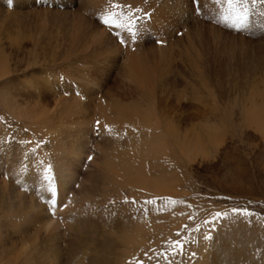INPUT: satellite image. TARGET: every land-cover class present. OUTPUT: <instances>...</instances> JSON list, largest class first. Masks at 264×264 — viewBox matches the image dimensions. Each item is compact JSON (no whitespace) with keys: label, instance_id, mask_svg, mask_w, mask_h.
<instances>
[{"label":"bare ground","instance_id":"6f19581e","mask_svg":"<svg viewBox=\"0 0 264 264\" xmlns=\"http://www.w3.org/2000/svg\"><path fill=\"white\" fill-rule=\"evenodd\" d=\"M13 1V4L17 6L29 5V2H31V0ZM8 2L9 1L6 3ZM97 2L99 3V1ZM80 3V6L83 7L84 4L82 2ZM57 4L62 7L65 6L61 3ZM69 7L71 8L70 5ZM9 10L11 11V7ZM36 10L40 9L36 8ZM43 10H45L44 16L60 19V14L67 15L69 13L75 15L80 9L50 11L49 8L44 9L43 7ZM82 10L86 11L87 6H84ZM0 12V17L6 15L7 22L14 24L12 23V19H15L12 18L14 15L13 13L4 12L2 10ZM16 12L19 11L14 12L16 16H22ZM95 12L97 11H94V13ZM4 13L5 15H3ZM27 13L30 14V12ZM89 13L91 14V12ZM29 14L24 16L34 17L36 12L31 15ZM83 15L84 14H82V16L78 15V18L85 19ZM85 20L89 22V20ZM14 22L16 23L15 20ZM54 24L56 23L54 22ZM91 24L92 22L89 24L90 27ZM93 28H96V31L94 29L90 34V40L86 39L83 44H80L81 41L78 39L79 35L77 33L73 34L72 37H68L67 33L58 32L57 35L52 38H45L39 35L37 38H33V40L30 39L32 42V49L21 46L19 37L10 38L8 48L14 50L13 54L16 53L21 55L20 57H15L13 55V58L10 59L9 56L5 55V50L0 48V85L7 83L8 86L6 90L0 87V99L4 101L5 106L7 105L9 110H12V114L18 118L20 123L27 124L30 126V129L37 131L39 136L35 137L34 140L39 145L36 144V147L34 146L33 148H36L40 153L45 152V154L48 155V160L46 158L47 156L44 157L47 160L45 163L48 164L49 162L52 166V168H50L51 166L48 165V167L44 168V171L42 170L43 174L40 173L42 180H37L36 177L38 176L33 177L28 173L22 172V174L14 177L20 179L24 177L22 180L25 181V183L29 181V184H34L36 192L42 195L43 199L41 200H43V202L48 201L51 204L56 200L57 196V200H60L59 202H64L66 199L68 200L66 201L67 204H76L77 206L79 203L81 204V202L75 198L76 195L74 194L73 196L71 186L76 179V168L84 166L83 162L91 155V151L87 149L86 146L87 139L92 140L91 143L93 146L95 145L96 148L98 143L101 142L99 149H101V159L103 158L104 163L102 165L99 164L100 167L96 170L99 176L94 173H87L89 174L86 175L88 178L84 177L85 179L87 178L89 182L91 179L94 184L89 185L87 188L85 187V189L82 187V184L80 185V189L77 191V197L81 199L83 204L86 203V201L93 204L92 197H96V195L103 196L104 194H112L116 198H120L124 195L134 197L139 194L143 196H176L180 194L181 185L178 183L179 178L177 179L175 177L177 181H173L169 178L170 172H173L170 168L172 166L177 168L181 163H190V161L193 162L198 157H205V155L208 154V149L210 150V148L217 144L215 140L216 133L214 134L215 131H210L212 125L209 124L217 120L218 115L214 113V105L217 104L218 106L221 100H225V98L228 99L229 96L224 93H226V88L229 87L230 90L228 89L227 93L234 92L235 94L236 91L240 93V98H242V100L241 106L239 105V108H241L239 115H242L245 121L244 123L251 127L256 126L258 129H264V92L262 93L261 91V89L264 88L262 84L264 83L262 80L264 77L261 78V80L255 78V74L259 72L257 69H253L252 71L244 69L245 72L242 73V77L240 78V75L238 77H232L233 79H231V81L233 83L235 82V84L231 86L227 85L228 87L219 82L220 78H212L207 72L197 71H191L188 75L182 74L179 80L173 76V78L169 80L164 79L161 81L160 79L153 81L147 78L143 70L139 68V64L136 61L137 58L128 57L124 58L123 61L118 60L115 54L119 53V51L115 48L116 46L110 39L111 37L109 38L105 34L107 31L104 32L97 25L93 26ZM78 29H80L79 26ZM82 29L79 31L80 34L82 33ZM184 42H186V45ZM177 43H181V47L185 46L184 49H189V46L194 43V37L190 35L188 29H186L184 38L177 40ZM105 50H108L110 55H115L111 58L109 64L118 63L121 65V68L126 70L125 76L127 80L133 83L135 88V90L131 92L133 95H123V99H119L120 94L116 97H110L111 95H109V93L101 92V95H99L101 89L100 82H96V80H92L91 77H87V79H84L85 81L87 80L86 83L95 88L85 87V92L83 94H78V99L73 97V100L70 97L60 96L59 88H64L63 86L61 87V83H58L54 75H49V72L41 71L45 67L51 68L60 64L65 66L68 64V68L72 71L73 66L78 62L86 66L96 75L103 71L101 69L105 68L106 62L100 60L103 55L106 56L107 51ZM166 53H168V51ZM126 54L129 55L131 53L128 52ZM102 60L106 59L103 57ZM186 65L188 64L186 63ZM68 70L66 73L70 77L72 74H70ZM144 71L146 72L147 70ZM182 71H184V69ZM186 71L188 72L187 69ZM22 73L26 74L27 77L22 79L20 77L18 79V74ZM161 73L162 72H160L159 75ZM164 74L163 76H165ZM174 74L176 75L177 73ZM13 76L16 77L17 81L20 83L13 84L14 82L12 83L9 79ZM157 77L159 76L157 75ZM216 81L218 83H216ZM183 82L185 86L182 84ZM51 95L54 97L52 101L53 104L48 101ZM208 98L211 101H208ZM190 99V102L197 103V111L199 113H197L196 116L185 117L183 109L185 105L183 102ZM50 103L54 107L52 110L49 108V106H51ZM200 105L207 107L208 110L203 109L200 111ZM210 107L213 108L210 109ZM178 112H180V115L177 114ZM194 119L196 121L202 119V124L201 120L198 121V123H193ZM97 124L98 127L101 128V131L97 133V139L93 141V136L91 134H93L94 128L90 131V127H94ZM60 127H64V130H68L71 134H73V131L75 132L72 142L67 143L63 139H58L56 137L57 133L60 131ZM120 127L128 131L127 137L123 141L120 136L114 141L116 145H126L124 147L125 149L122 148L123 151H120L119 148L112 149V147L105 144V141L108 142L109 140L106 139V134L121 133ZM105 129H108V131L106 132ZM71 134H66V136L71 138V136H73ZM4 136L5 139L8 140L6 143L9 144L10 138L7 137V134ZM102 144H104V147H102ZM7 150L8 147L0 146V159L5 160L2 162L0 161V174L5 175L18 171L12 170L21 166L14 161L13 164L15 163L16 165L14 168L12 164H8L10 160L6 161L7 158H4V154H8ZM90 162L93 163V161ZM40 164L42 167L43 163H41V160ZM31 166V161L24 164V167L28 168L27 172L30 173H32L30 169ZM49 168L50 171L52 170V172L49 171L50 174L47 171ZM51 173H53V175ZM50 175L53 177H50ZM176 175L179 177L178 174ZM41 177L39 176L40 179ZM22 180H20V183L24 186ZM18 184L19 183H17L16 186L19 188L21 185ZM52 189H54V192ZM20 191L17 192L15 187L12 188L6 179H0V264H138V250L143 246H147L144 237H151V234L153 235L157 232V230H152L151 232L150 229L147 230L145 227L146 232H144L143 225L140 226V223H137V226H133L131 225L133 222L129 224L130 220L127 219V217L123 220L122 215H119L117 211L107 210L106 212L103 211L106 209L98 208V206L93 212L87 209L82 210L83 207H80L84 205H81L79 207L80 209H76L70 213L68 211V215L65 214L62 223L63 226H61L60 223L54 224L53 219L46 214V211L44 212V210H42V203H35L32 198L29 199L28 195L24 194V192L23 194L28 197L27 200V197L25 198ZM29 194L31 195V193ZM35 201L37 202V200ZM105 201L103 200V202ZM112 207L116 210L114 204ZM145 226L147 227L146 224ZM161 240H163V238ZM158 241H160V239H158ZM219 241H221V239ZM233 241L236 245L235 248H231V243H223L221 246L219 245V248L214 250L211 256L199 258L198 264H264L261 260L248 263V260L244 257L247 254L244 255V253L241 252L242 248L239 245L240 241L237 239L235 240L234 236ZM242 243L244 244L245 242ZM228 252L230 255L227 254ZM222 254L225 255L223 256ZM143 264H152V262L151 260H145Z\"/></svg>","mask_w":264,"mask_h":264},{"label":"rangeland","instance_id":"374dc122","mask_svg":"<svg viewBox=\"0 0 264 264\" xmlns=\"http://www.w3.org/2000/svg\"><path fill=\"white\" fill-rule=\"evenodd\" d=\"M7 1L9 0H0V11H7L9 13H13L14 15L15 11H19L16 13L22 15H13V17L11 16L12 18H15L14 20L16 23L12 19V23L14 24L7 22L5 13L3 14L5 16L0 17V48L5 50V55L9 56L10 59L13 58V55L15 57L21 56L16 53L13 54L14 50L8 48L9 40L12 37H19L21 40V46H24L27 49H32V42L30 39L33 40V38H37L39 35L45 38H52L53 36H56L58 32L67 33L68 37H72L73 34L77 33L79 35L78 39L81 41V43H79L83 44L85 43L86 39L90 40L89 38L91 32L94 31V29L96 31V28H93V26L97 25L104 32L107 31L105 34L107 37H111L110 39L114 42L116 46L115 48L119 51V53L115 54L118 57L117 59L123 61L124 58L128 57H133L134 59L137 58L136 61L139 64V68L143 70V73L147 78H150L153 81L160 79L161 81L164 79L169 80L172 79L173 76L179 80L182 74L188 75V73L191 71H197L207 72L212 78H220V83H223L226 86H231L235 84V82L233 83L231 79H233L234 76L238 77L239 75L241 78L242 73H244L246 69H249L250 71L257 69L259 71H257L258 73L255 74V78L257 79L261 80V78L264 77V3L258 2L255 7L250 6V14L247 21V26L240 30H237L236 28L233 30L230 27H227L228 25L225 23H218L220 13L223 11V9L221 8L219 10L215 0H161V2L160 0H31L29 5L25 6H17L16 4H13V0H11V4L13 5H11L9 2L6 3ZM97 1H99V3ZM193 1H196L203 8L202 17H197L195 15L194 9L192 8ZM213 1L215 3H213ZM80 2H82L84 6H87L86 11L82 10L84 6L81 7ZM57 3L64 4L65 6H59ZM108 6L114 8L111 9ZM10 7L11 11L9 10ZM43 7L44 9L49 8L50 11H69L70 9L76 10L77 8L80 10H77L78 13L75 15L69 13L67 15L60 14V19H57L44 16L45 10H43ZM36 8L40 10H36ZM140 10H142L143 13H148L150 22L147 23L146 20H143V18L139 16ZM94 11L97 12L94 13ZM27 12H30V14ZM34 12H36L34 17L24 16L28 14L31 15ZM89 12H91V14ZM108 12H113L115 14L117 13L116 16L119 18V21L126 23L128 27L132 28V31L134 29V24L139 25V30H146V28L154 29L153 31L158 30V33H160L158 40H161L162 42L155 43L156 41L154 38H150L149 35L145 34L143 37L144 40L142 39L143 41H140L141 43L131 47H121L117 43V38L112 35L108 29L103 28L100 23L102 16ZM82 14H84L83 16L85 19H87V21L89 20V22H86V20L83 18H78V15L82 16ZM53 21L56 24H54ZM90 22H92L91 27L89 26ZM78 26L80 29L83 28L81 34L79 32L80 29H78ZM186 29H188L190 35L194 37V43L193 45L189 46V49H184L185 46L181 47V43H177V40L184 38ZM117 30L123 32L126 29ZM184 44L186 45V42H184ZM158 50L162 51L159 52ZM105 51H107L106 56L103 55L100 59L101 61L106 62L104 66L105 68L101 69L103 71H101L99 74L97 71L96 75L95 73H92L86 66L81 65L78 62H76V65L73 66L72 71L68 68V64L66 66L60 64L51 68L45 67L41 71L49 72V75H54L58 83H61V87L63 86L64 88H59L60 96L70 97L73 100V97L78 99V94H83L85 92V87H91L86 83L87 80H84L87 79V77H91L92 80L100 82L101 89L99 95H101V92L107 94L109 93V95H111L110 97H116L118 94H120L119 99H123V95L127 96L132 94L131 92L135 90L134 85L129 80H127L125 76L126 70L121 68L120 64H109L111 58L115 55L112 56V54H109L108 50ZM167 51L168 53H166ZM128 52L131 54H126ZM103 57L106 60H102ZM186 63L188 65H186ZM183 69L184 71H182ZM67 70L70 74H72L70 75L71 78L69 75H67ZM144 70L147 71L145 72ZM160 72L162 73L159 75ZM174 73L177 74L175 75ZM163 74L165 76H163ZM157 75L159 77H157ZM14 76L9 78L11 82H14L13 84L20 83ZM18 76V79L20 77L21 79L27 77L24 73L18 74ZM262 80L264 82V79ZM216 83L218 82L216 81ZM182 84L185 86L184 82ZM262 84L264 86V83ZM0 87H3L2 89L6 90L8 86L7 83H3L0 85ZM93 87L94 86L91 88L93 89ZM228 89L230 90V87L226 88V93ZM261 91L263 93L264 88L261 89ZM236 92L235 94L234 92H228L227 94L224 93L225 95L231 97L221 100L218 106L217 104L214 105L215 109L213 110L214 113L218 115V118L216 121H214L215 124L210 122L209 125H212V128L210 127V131H215L214 134H217H215L217 146L215 145L214 147L210 148V150L208 149V154L205 155V157H198L193 162H184L178 165L177 168L173 166L170 168L173 172H170L169 178L173 181H177L179 178L178 183L181 185V193L177 194L176 196H143L139 194L137 196L135 195L134 197L124 195L120 198H116L112 194H104L103 196L96 195V197H92L93 201L89 199L95 204H90L88 201H86L88 204H83L81 199H78L77 197V191L80 189V185L82 184L84 189L91 184L93 185V181L90 179L89 182L87 179L88 176L86 175L94 173L99 176L98 173H96V170L104 163L103 158L101 159V149H99L101 142L98 143L96 148L95 145L93 146L91 143L92 140L87 139L86 146L87 149L91 151V155H89L83 162L84 166L76 168V179L71 186L73 196L75 194V198L80 201L81 204L79 203L78 206L76 204H67L66 201L68 200L66 199L64 202H59L60 200H57L56 196V200L54 201L58 202L60 206H58L59 208L55 213L50 211L52 203L50 204L48 201L43 202V200H41L43 199L42 195L39 192H36L34 184H29V181L25 183V181L22 180L24 178L23 176V178L21 177L22 179L15 178L16 175L28 173L33 177L38 176L36 177L37 180H42L41 174H43L44 168L48 167L50 163H45L48 160V155L45 154V152L40 153L36 150V148H33L34 146L36 147L37 144L34 138L39 136V134L37 131L30 129L29 125L20 123L18 118L12 114V110H9L7 105L5 106L4 101H1V99L0 146L8 147V154H4V158H7L6 161L10 160L8 164H12L13 168L16 166L15 163L20 164L21 166L13 169L12 171H18L13 173L11 172L12 174H0V179H6L12 188H16L17 192L20 190L22 191H20L21 194L25 192L24 194H27L29 199L32 198L35 203H42V210H44V212L46 211V214L53 219L54 224L60 223L61 226H63V217L65 214L68 215V211L70 213L82 207V210L87 209L93 211L98 206V208L106 209L103 210L106 212L107 210H113L114 212L117 211L119 215H122L123 220L125 217H127V219L130 220L129 224L133 222L131 224L133 226H137V223H140V226L143 225L144 232H146V229H150L151 232L152 230H157L155 234H151V237H144L147 246H143L138 250V264H143L145 260H151L152 264H198L199 258L201 259L204 256H211V254L214 253V250L219 248L223 243H231V248H235L236 245L233 241V236L235 237V240L237 239L240 241L239 245L242 248L241 252L244 253V255L247 254L244 257H246L248 263H251V261L260 260L264 262V129H258L256 126L251 127L250 125H246L244 123L245 121L242 115H239L241 111V108L239 107L241 106L240 104L242 98H240V93ZM51 96H49L48 101L53 104L52 101L54 97ZM190 101L191 99L187 101L185 100V102H183L185 105V107H183L185 117L194 115L196 116L197 113H199L197 111V103ZM208 101L211 100L208 98ZM51 103L49 108L52 110L54 107ZM203 107V105H200V111L203 109L208 110L207 107ZM212 108L213 107H210V109ZM179 113L180 112L177 114L180 115ZM200 120L202 124V119H199L198 121ZM198 121L194 119L193 123H198ZM93 128L94 131L91 135L93 136V141H95V139H97L96 135L101 131V128H99L97 124L94 127H90V131ZM120 129L121 133L119 134H106V139H109L110 141H105V144L109 147H112V149L119 148L120 151H123L126 145H116L114 140L121 136L120 138H122L124 141L127 137L128 131L123 127H120ZM59 130L60 131L56 136L58 139H63L67 143L73 141L72 139H74L75 136L74 131L73 134H71L68 130H64V127H60ZM105 131L107 132L108 129H105ZM6 134L7 137L10 138L9 144L6 143L8 141L4 136ZM66 134H71L73 136L69 138L66 136ZM102 147H104V144H102ZM44 157H46L47 160ZM40 160L41 163H43L42 167ZM0 161L2 162L5 160L0 159ZM13 161L15 162L14 164ZM28 161H31L32 166L30 169L32 173L27 172L28 168L24 167V164ZM90 161H93V163ZM50 168H52V166ZM50 172H52V170ZM51 174L53 175V173ZM176 174H178L179 177ZM52 175H50V177H53ZM84 177L87 178L85 179ZM20 180H22L24 186L21 185ZM17 183H19L18 185H21L19 188L16 186ZM30 189L34 191H31ZM29 193H31V195ZM24 194L23 196L26 198L27 195ZM28 197L26 198L27 200ZM35 200H37V202ZM103 200L107 201L103 202ZM146 201H153V203H146ZM113 204L115 205L116 210L113 209ZM81 205H84L85 207ZM233 209H247L252 213V215L245 216L234 214ZM217 213H226V215L217 216ZM144 223L147 225V227ZM161 229L164 233L161 231ZM162 238L163 240H161ZM158 239H160V241H158ZM220 239L221 241H219ZM176 242H179V245H182V248H178ZM242 242L245 243L243 244ZM227 254L230 255L229 252ZM222 255L224 256L225 254Z\"/></svg>","mask_w":264,"mask_h":264},{"label":"snow or ice","instance_id":"6c2138e0","mask_svg":"<svg viewBox=\"0 0 264 264\" xmlns=\"http://www.w3.org/2000/svg\"><path fill=\"white\" fill-rule=\"evenodd\" d=\"M217 4L226 5L223 8V11L220 13L218 23L222 22L227 24L228 26H233L237 30L245 28L247 26V21L249 19L250 9L248 7L249 3L252 4L253 7L259 2L264 3V0H215ZM11 4V0H9ZM102 23L111 29L113 25L117 29H126L128 32L132 33V36H135V33L132 31L131 27H128L126 23H121L119 18L113 12H108L102 17ZM121 44H124V39L120 40ZM50 171V168L47 170ZM47 179V177H46ZM54 192V189H52ZM146 203H153V201H146ZM174 203V202H173ZM234 214L251 216L252 213L247 209H233ZM217 216L226 215V213H217ZM177 243L178 248H182V245Z\"/></svg>","mask_w":264,"mask_h":264}]
</instances>
